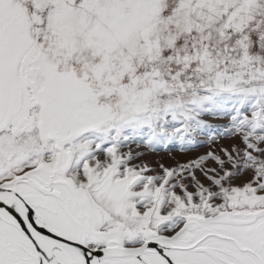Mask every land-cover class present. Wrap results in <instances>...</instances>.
<instances>
[{
    "label": "snow or ice",
    "instance_id": "6c2138e0",
    "mask_svg": "<svg viewBox=\"0 0 264 264\" xmlns=\"http://www.w3.org/2000/svg\"><path fill=\"white\" fill-rule=\"evenodd\" d=\"M0 264H264V0H0Z\"/></svg>",
    "mask_w": 264,
    "mask_h": 264
},
{
    "label": "rangeland",
    "instance_id": "374dc122",
    "mask_svg": "<svg viewBox=\"0 0 264 264\" xmlns=\"http://www.w3.org/2000/svg\"><path fill=\"white\" fill-rule=\"evenodd\" d=\"M166 162H171V161H166Z\"/></svg>",
    "mask_w": 264,
    "mask_h": 264
}]
</instances>
